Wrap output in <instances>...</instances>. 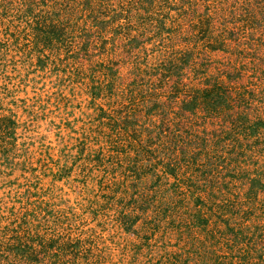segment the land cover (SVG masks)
Here are the masks:
<instances>
[{
	"label": "rangeland",
	"instance_id": "1",
	"mask_svg": "<svg viewBox=\"0 0 264 264\" xmlns=\"http://www.w3.org/2000/svg\"><path fill=\"white\" fill-rule=\"evenodd\" d=\"M0 264H264V0H0Z\"/></svg>",
	"mask_w": 264,
	"mask_h": 264
}]
</instances>
